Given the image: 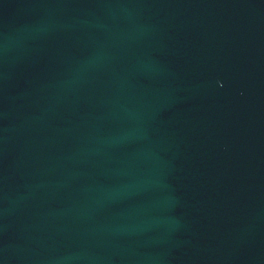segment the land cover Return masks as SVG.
I'll use <instances>...</instances> for the list:
<instances>
[{
	"label": "water",
	"instance_id": "obj_1",
	"mask_svg": "<svg viewBox=\"0 0 264 264\" xmlns=\"http://www.w3.org/2000/svg\"><path fill=\"white\" fill-rule=\"evenodd\" d=\"M0 264H264V0H0Z\"/></svg>",
	"mask_w": 264,
	"mask_h": 264
}]
</instances>
